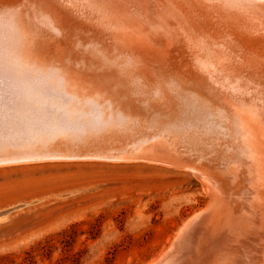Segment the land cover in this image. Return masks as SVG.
Here are the masks:
<instances>
[{
	"label": "bare ground",
	"instance_id": "6f19581e",
	"mask_svg": "<svg viewBox=\"0 0 264 264\" xmlns=\"http://www.w3.org/2000/svg\"><path fill=\"white\" fill-rule=\"evenodd\" d=\"M132 157L220 203L155 264H264V0H0V165Z\"/></svg>",
	"mask_w": 264,
	"mask_h": 264
},
{
	"label": "rangeland",
	"instance_id": "374dc122",
	"mask_svg": "<svg viewBox=\"0 0 264 264\" xmlns=\"http://www.w3.org/2000/svg\"><path fill=\"white\" fill-rule=\"evenodd\" d=\"M177 167L141 157L0 165V264L157 263L190 218L205 209L211 227L221 220L205 178ZM76 188L92 189L28 204Z\"/></svg>",
	"mask_w": 264,
	"mask_h": 264
}]
</instances>
